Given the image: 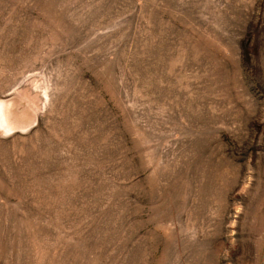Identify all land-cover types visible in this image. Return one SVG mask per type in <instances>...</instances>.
<instances>
[{
	"label": "rangeland",
	"instance_id": "obj_1",
	"mask_svg": "<svg viewBox=\"0 0 264 264\" xmlns=\"http://www.w3.org/2000/svg\"><path fill=\"white\" fill-rule=\"evenodd\" d=\"M0 264H264V0H0Z\"/></svg>",
	"mask_w": 264,
	"mask_h": 264
}]
</instances>
